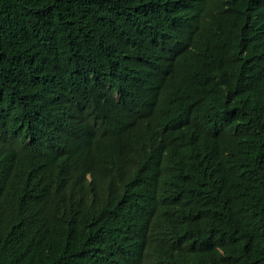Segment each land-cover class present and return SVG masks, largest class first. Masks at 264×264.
Here are the masks:
<instances>
[{
    "label": "trees",
    "instance_id": "trees-1",
    "mask_svg": "<svg viewBox=\"0 0 264 264\" xmlns=\"http://www.w3.org/2000/svg\"><path fill=\"white\" fill-rule=\"evenodd\" d=\"M0 264H264V0H0Z\"/></svg>",
    "mask_w": 264,
    "mask_h": 264
},
{
    "label": "bare ground",
    "instance_id": "bare-ground-1",
    "mask_svg": "<svg viewBox=\"0 0 264 264\" xmlns=\"http://www.w3.org/2000/svg\"><path fill=\"white\" fill-rule=\"evenodd\" d=\"M232 14H234V13H232ZM237 16V15H236Z\"/></svg>",
    "mask_w": 264,
    "mask_h": 264
}]
</instances>
